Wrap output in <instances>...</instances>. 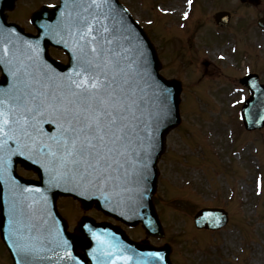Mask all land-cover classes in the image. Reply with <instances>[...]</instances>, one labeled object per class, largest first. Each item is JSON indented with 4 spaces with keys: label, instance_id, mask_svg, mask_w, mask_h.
I'll list each match as a JSON object with an SVG mask.
<instances>
[{
    "label": "rangeland",
    "instance_id": "374dc122",
    "mask_svg": "<svg viewBox=\"0 0 264 264\" xmlns=\"http://www.w3.org/2000/svg\"><path fill=\"white\" fill-rule=\"evenodd\" d=\"M54 1L20 2L10 18L30 29L29 12L38 4ZM120 1L152 35L162 73L182 81L180 134L178 131L171 133L158 164V187L154 198L166 231L160 243L172 244L175 264H264V128L246 132L238 119L237 103L240 99L241 104V99L247 95L239 84L234 91H227L241 74V66L257 72L264 83V34L256 27V20L264 13V0L256 6L242 5L236 0H197L192 6V20L197 22L199 17L201 24L196 32H201L200 38L195 39L199 48L203 46L202 41L204 44L231 38L236 41L224 44L225 61L218 59L221 51L213 49L199 54L200 57L185 46L183 52H179V46L180 50L182 48L177 39L179 15L181 17L184 10L181 4H185L184 11L188 10L186 0ZM157 6L174 11V16L160 13ZM218 11H228L231 19L225 29H218L221 36L216 39L212 16ZM193 32L194 29L191 34ZM192 43L195 50L194 41ZM188 44L191 42L187 47ZM231 46L235 49L233 53ZM193 57H197V65L193 64ZM202 57L208 59L206 65L203 60L200 62ZM198 70L204 71L202 82ZM209 149L218 154L223 163L209 153ZM236 179L239 180L235 182ZM61 202L65 204L64 200ZM178 202L195 211L205 206L224 208L229 220L221 230L196 233L192 215L181 211ZM66 206L69 208L70 204L66 203ZM63 211L69 214L66 207ZM129 233L132 237L140 236L138 230ZM1 248L0 264H10Z\"/></svg>",
    "mask_w": 264,
    "mask_h": 264
},
{
    "label": "snow or ice",
    "instance_id": "6c2138e0",
    "mask_svg": "<svg viewBox=\"0 0 264 264\" xmlns=\"http://www.w3.org/2000/svg\"><path fill=\"white\" fill-rule=\"evenodd\" d=\"M106 7L108 0L73 4L68 33L76 55L70 73L55 74L35 63L25 51L31 45L4 49L0 63L12 80L0 90V174L11 155L27 153L32 163L44 162L51 186L63 182L88 191L142 175L146 166L137 149L144 140V73L103 23ZM45 124L55 131L46 132ZM31 209L14 200L11 222L20 225L14 228L18 251L39 258L44 241L37 238L39 247L32 243L39 226L23 219H31Z\"/></svg>",
    "mask_w": 264,
    "mask_h": 264
},
{
    "label": "water",
    "instance_id": "95a60500",
    "mask_svg": "<svg viewBox=\"0 0 264 264\" xmlns=\"http://www.w3.org/2000/svg\"><path fill=\"white\" fill-rule=\"evenodd\" d=\"M14 0H0V57L4 55L6 47L13 45L26 49L34 62L41 67L51 70L55 74H67L73 70L76 55L75 38L68 33L69 26L73 23L72 6L74 3L90 2V0H60V5L52 11H39L32 17V23L37 27L38 35L23 34L18 27L7 25L3 11L11 9ZM107 19L103 23L108 26L119 38L124 48L129 49L128 55L136 60L144 73L141 86L144 89L142 101L144 105L142 124L144 137L143 147L137 149L141 153L140 159L146 167L141 169L142 175L128 180H115L103 188H74L70 184L61 182L58 186H51L49 173L41 167L43 161L32 163L24 155H11L2 174H0V231L1 236L8 246L14 264H117L123 251L149 249L147 245L128 242L126 237L116 228L107 225H95L92 221L83 220L76 234L65 232L64 222L55 211V200L58 195H71L82 201L85 206L94 204L97 208L113 215L114 217L131 225L141 221L144 227L150 228L157 221L150 207V196L155 187V161L162 151V141L165 134L178 123V95L180 85L178 82L164 81L157 76L158 62L154 51L145 35L130 20L124 10L118 6L116 0H108V7L104 9ZM96 24L95 21H93ZM97 28L100 26L96 24ZM61 47L68 55L69 64L58 65L46 56V46ZM123 50V49H121ZM23 59L24 56L21 55ZM3 78L0 80V90L9 87L12 77L9 68L0 63ZM163 93V94H161ZM258 93L255 98L258 99ZM252 100V99H251ZM246 103V111L253 110V103ZM264 118L260 120V123ZM246 127L251 129L258 124L245 121ZM46 132H54L51 124L43 125ZM16 164H21L26 169H32L39 177V181L24 180L15 175ZM24 189H38L39 191H24ZM17 200L23 204L32 205L34 215L29 220L24 217L25 223L39 226V231H32V243L39 247L38 239L44 241L39 258L25 257L17 248L14 228L20 225L13 224L12 204ZM95 229H101L95 232ZM154 234V233H153ZM38 238V239H37ZM67 242L66 246L64 242ZM160 255L164 264H169L167 251L162 250ZM71 257V258H69Z\"/></svg>",
    "mask_w": 264,
    "mask_h": 264
}]
</instances>
